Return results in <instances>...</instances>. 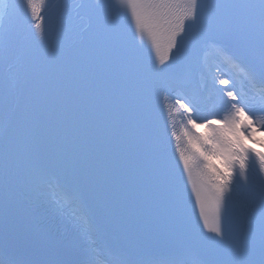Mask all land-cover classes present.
I'll list each match as a JSON object with an SVG mask.
<instances>
[{
	"label": "snow or ice",
	"instance_id": "obj_1",
	"mask_svg": "<svg viewBox=\"0 0 264 264\" xmlns=\"http://www.w3.org/2000/svg\"><path fill=\"white\" fill-rule=\"evenodd\" d=\"M258 136L264 0H0V264H264Z\"/></svg>",
	"mask_w": 264,
	"mask_h": 264
},
{
	"label": "bare ground",
	"instance_id": "obj_2",
	"mask_svg": "<svg viewBox=\"0 0 264 264\" xmlns=\"http://www.w3.org/2000/svg\"><path fill=\"white\" fill-rule=\"evenodd\" d=\"M207 60H208V67L212 73H215L217 71V68H219L220 74H227L228 76H231L234 79H236L238 82L239 78L238 77L236 78L237 75L234 73V71L228 68L226 64H224L220 59H218L213 52L209 51L207 53ZM228 87H232L231 83L228 85ZM257 138H259V136Z\"/></svg>",
	"mask_w": 264,
	"mask_h": 264
}]
</instances>
